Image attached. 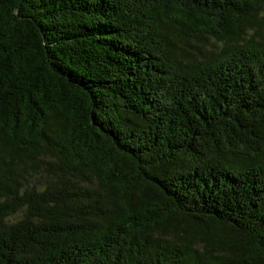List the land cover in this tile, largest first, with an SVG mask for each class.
I'll return each instance as SVG.
<instances>
[{
    "label": "trees",
    "instance_id": "16d2710c",
    "mask_svg": "<svg viewBox=\"0 0 264 264\" xmlns=\"http://www.w3.org/2000/svg\"><path fill=\"white\" fill-rule=\"evenodd\" d=\"M0 264H264V0H0Z\"/></svg>",
    "mask_w": 264,
    "mask_h": 264
}]
</instances>
